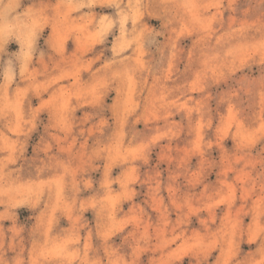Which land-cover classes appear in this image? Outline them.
<instances>
[{"label": "rangeland", "instance_id": "374dc122", "mask_svg": "<svg viewBox=\"0 0 264 264\" xmlns=\"http://www.w3.org/2000/svg\"><path fill=\"white\" fill-rule=\"evenodd\" d=\"M0 264H264V0H0Z\"/></svg>", "mask_w": 264, "mask_h": 264}]
</instances>
